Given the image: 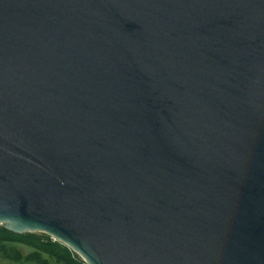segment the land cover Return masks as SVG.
<instances>
[{
	"label": "water",
	"instance_id": "water-1",
	"mask_svg": "<svg viewBox=\"0 0 264 264\" xmlns=\"http://www.w3.org/2000/svg\"><path fill=\"white\" fill-rule=\"evenodd\" d=\"M0 228L264 264V0H0Z\"/></svg>",
	"mask_w": 264,
	"mask_h": 264
},
{
	"label": "trees",
	"instance_id": "trees-1",
	"mask_svg": "<svg viewBox=\"0 0 264 264\" xmlns=\"http://www.w3.org/2000/svg\"><path fill=\"white\" fill-rule=\"evenodd\" d=\"M20 246L31 252L24 255ZM0 258L36 264H84L73 252L44 234L16 235L0 228Z\"/></svg>",
	"mask_w": 264,
	"mask_h": 264
},
{
	"label": "rangeland",
	"instance_id": "rangeland-1",
	"mask_svg": "<svg viewBox=\"0 0 264 264\" xmlns=\"http://www.w3.org/2000/svg\"><path fill=\"white\" fill-rule=\"evenodd\" d=\"M20 249L25 256L31 252V250L26 247L20 246ZM0 264H36V263L30 261L16 262L10 259L0 258ZM52 264H56V263H52Z\"/></svg>",
	"mask_w": 264,
	"mask_h": 264
}]
</instances>
